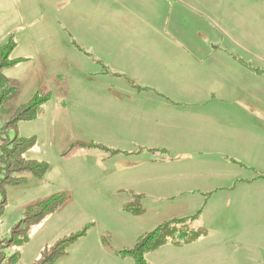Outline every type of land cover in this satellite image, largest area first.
<instances>
[{
  "label": "rangeland",
  "instance_id": "374dc122",
  "mask_svg": "<svg viewBox=\"0 0 264 264\" xmlns=\"http://www.w3.org/2000/svg\"><path fill=\"white\" fill-rule=\"evenodd\" d=\"M209 1L0 0V45L12 38L11 58H24L3 71L18 93L0 114V238L29 206L68 195L6 256L34 264L87 226L53 264H135L121 252L179 218L205 233L169 240L148 264H264V4ZM178 59L191 62L179 78L168 67ZM37 93L50 94L38 115L10 127ZM156 93L179 100V193L161 189L173 182L154 122L178 106ZM15 137L34 138L24 156L48 163L43 177L1 161Z\"/></svg>",
  "mask_w": 264,
  "mask_h": 264
},
{
  "label": "trees",
  "instance_id": "16d2710c",
  "mask_svg": "<svg viewBox=\"0 0 264 264\" xmlns=\"http://www.w3.org/2000/svg\"><path fill=\"white\" fill-rule=\"evenodd\" d=\"M15 47L16 42L12 38L0 45V114L4 112V104L18 93V89L11 84L9 78L3 72L5 68L11 67L23 60V58H11V53ZM40 95L37 93L30 100V103L16 110L12 119L8 122L10 127L15 128L17 122L34 119L38 115L40 109L50 99L49 93L45 94V96ZM14 142L16 145L12 151H7V148H3L4 155H2L1 161H7V165L10 168L20 171H30L38 177H43L49 169L48 163L27 159L24 156L26 151L34 145V138L15 137ZM67 199L68 195L65 192H58L37 204L29 206L24 219L16 224L11 236L5 240L0 238V264H20L21 253L16 252L13 255L6 256L5 248L11 245L21 246L26 243L29 240L32 227L40 224L47 216L59 210ZM184 223L185 220L179 218L168 220L151 232L140 236L132 248L124 249L121 254L131 257L135 264H148L145 260V255L167 243L169 240L175 244H188L198 240L205 233L203 230H187L185 227H180ZM86 231L87 226L79 232L58 240L55 249L50 254L46 252L48 249H45L42 257L34 264H53L59 256L66 253L70 245L85 235ZM16 233L21 234L17 236Z\"/></svg>",
  "mask_w": 264,
  "mask_h": 264
},
{
  "label": "crops",
  "instance_id": "0c3cea01",
  "mask_svg": "<svg viewBox=\"0 0 264 264\" xmlns=\"http://www.w3.org/2000/svg\"><path fill=\"white\" fill-rule=\"evenodd\" d=\"M179 3V0H176ZM212 1H217V3L220 5V7H222L221 5L230 3L231 0H212ZM257 3L264 4V0H255ZM184 3V1H182ZM200 4H207L210 1L209 0H199ZM220 7L217 9V11H220ZM192 10L197 13L198 15H204V13L201 12L200 8H195L192 7ZM224 10L229 11L227 8H224ZM176 49L179 50V43L177 46H174ZM181 48L185 49V46H181ZM155 48H153L154 50ZM210 49L211 54L215 55L218 52L223 51L224 49L221 46L218 45H213L211 44L210 46H207V50ZM195 51L197 53H200V49L197 48ZM162 51L164 52V50L162 49ZM184 51H188L191 52V50H184ZM210 54V55H211ZM189 57L193 56V54H188ZM207 55V54H205ZM209 55V56H210ZM195 56V55H194ZM24 59V58H23ZM23 61V60H22ZM215 62L214 63V67L216 68H224L226 70L230 69V68H235L234 70H231V74L232 72L234 74L237 73V71H241V68H246V64L244 61H241L239 65H232L231 63L228 62H216V61H212ZM191 62H188L185 65L181 64L179 65V59L177 62V65L175 66H168L170 67L172 74L175 75L177 78H179V68L181 67H185L190 65ZM213 68V67H212ZM230 74V75H231ZM231 79V77H230ZM10 80V79H9ZM156 96L162 97L165 100H170L171 104H175L174 106H178L176 108H172L169 110H165L164 113L156 116L154 122L160 125V128L162 129V131H160V137H162L163 139H161V141H164L165 144L162 146V148L164 149V153L162 154L164 158H166V161H160L159 166H165L168 167V169L166 168V170L164 171V173L161 175V177L165 176L166 180L165 181H169V182H173L168 183V184H163L164 182H162V180H160L162 183L158 184V186L164 185L163 187H161V189L165 190V191H174L172 193H179V155L177 156H172V151L170 149H175L178 148L179 149V128L182 122V118H179V100L175 101V99L173 97H167V96H162L161 94H154ZM220 100H223V97H219ZM49 101V100H48ZM174 102V103H173ZM167 103V102H166ZM44 106V105H43ZM170 164V165H167ZM151 174V173H150ZM159 188V187H158Z\"/></svg>",
  "mask_w": 264,
  "mask_h": 264
}]
</instances>
